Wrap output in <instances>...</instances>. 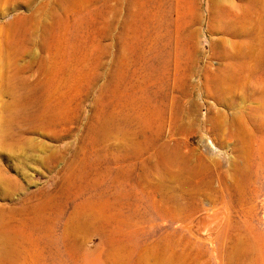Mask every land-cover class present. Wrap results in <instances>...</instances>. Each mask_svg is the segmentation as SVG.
Listing matches in <instances>:
<instances>
[{"label": "rangeland", "instance_id": "374dc122", "mask_svg": "<svg viewBox=\"0 0 264 264\" xmlns=\"http://www.w3.org/2000/svg\"><path fill=\"white\" fill-rule=\"evenodd\" d=\"M167 256L264 264V0H0V264Z\"/></svg>", "mask_w": 264, "mask_h": 264}, {"label": "bare ground", "instance_id": "6f19581e", "mask_svg": "<svg viewBox=\"0 0 264 264\" xmlns=\"http://www.w3.org/2000/svg\"><path fill=\"white\" fill-rule=\"evenodd\" d=\"M167 246V245H166ZM148 247V246H147ZM153 247V246H152ZM154 247H156V246H154ZM237 247V246H236ZM235 247V248H236ZM251 247V246H250ZM146 248V247H145ZM162 248V247H161ZM240 248H241V246H240ZM240 248H238V249H240ZM131 248H129V250H130ZM140 249V248H139ZM162 249H165V248H162ZM170 249V248H169ZM255 249V248H254ZM146 250V249H145ZM128 251V250H127ZM134 251V250H133ZM136 251H137V249H136ZM155 251H157V248H156V250ZM161 251V250H160ZM232 251V250H231ZM238 251V250H237ZM154 252V251H153ZM175 252V251H174ZM177 252V251H176ZM241 252V251H240ZM244 252V251H243ZM149 253V252H148ZM172 253V252H171ZM230 253V252H229ZM232 253V252H231ZM237 253V252H236ZM244 253H246V252H244ZM165 254V253H164ZM235 254V253H234ZM239 254V253H238ZM125 255H127V253L125 254ZM139 255V254H138ZM143 255H144V253H143ZM142 255V256H143ZM151 255V254H150ZM177 255V254H176ZM181 255V254H180ZM241 255V254H240ZM250 255V254H249ZM133 256V255H132ZM141 256V257H142ZM149 257V254H145L144 256H143V258L144 257ZM159 256H160V254H159ZM169 256H170V254H169ZM172 256V255H171ZM173 256H174V254H173ZM230 256H232V255H230ZM128 257V256H127ZM139 257V256H138ZM156 256H154L153 258H155ZM176 257V256H175ZM179 257V256H178ZM196 257V256H195ZM236 258H237V256H235ZM246 257V256H245ZM124 258V257H123ZM140 258V257H139ZM143 258H141L142 259V261H144L143 260ZM230 258V257H229ZM145 259V258H144ZM242 259V258H241ZM244 259V258H243ZM126 260V259H125ZM137 260V259H136ZM154 260V259H153ZM180 261H181V259H179ZM183 260H184V258H183ZM138 261V260H137ZM150 261H152V260H150ZM239 261V260H238ZM119 262V261H118ZM125 262V261H124ZM135 262V261H134ZM145 262V261H144ZM147 262H149V261H147ZM146 262V263H147ZM156 262V261H155ZM116 263V262H115ZM120 263H121V261H120ZM127 263V262H126ZM129 263H131V262H129ZM128 263V264H129ZM178 263V262H177ZM183 264L184 263H186V262H182ZM240 263V262H239ZM117 264H119V263H117ZM123 264V263H122ZM136 264V263H135ZM145 264V263H144ZM156 264V263H155ZM159 264H176V261L173 259V258H171V257H165V258H160V261H159ZM180 264H181V262H180Z\"/></svg>", "mask_w": 264, "mask_h": 264}]
</instances>
